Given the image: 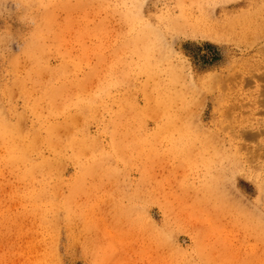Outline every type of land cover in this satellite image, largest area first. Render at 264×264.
Masks as SVG:
<instances>
[{
	"label": "rangeland",
	"instance_id": "374dc122",
	"mask_svg": "<svg viewBox=\"0 0 264 264\" xmlns=\"http://www.w3.org/2000/svg\"><path fill=\"white\" fill-rule=\"evenodd\" d=\"M0 264H264V0H0Z\"/></svg>",
	"mask_w": 264,
	"mask_h": 264
},
{
	"label": "bare ground",
	"instance_id": "6f19581e",
	"mask_svg": "<svg viewBox=\"0 0 264 264\" xmlns=\"http://www.w3.org/2000/svg\"><path fill=\"white\" fill-rule=\"evenodd\" d=\"M208 24H209V23H208ZM209 25H210V24H209ZM161 78H162V77H161ZM161 78H160V79H161ZM165 83H166V82H165ZM53 91H54V90H53ZM53 91H52V92H53ZM47 93H48V92H47ZM47 93H46V94H47ZM44 96H45V95H44ZM47 96H48V95H47ZM41 97H42V96H41ZM48 97H49V96H48ZM54 97H55V95H54ZM54 97H53V98H54ZM46 98H47V97H46ZM46 98H45V99H46ZM48 99H49V98H48ZM251 130H252V129H251ZM249 132H250V131H249ZM50 135H51V134H50ZM253 136H254V135H253ZM203 143H204V142H203ZM185 157H186V156H185ZM5 209H6V208H5ZM3 216H4V215H3Z\"/></svg>",
	"mask_w": 264,
	"mask_h": 264
}]
</instances>
